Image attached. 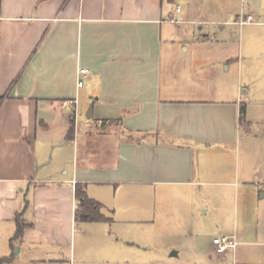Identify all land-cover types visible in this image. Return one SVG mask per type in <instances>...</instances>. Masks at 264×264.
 Returning <instances> with one entry per match:
<instances>
[{"label": "crops", "instance_id": "0c3cea01", "mask_svg": "<svg viewBox=\"0 0 264 264\" xmlns=\"http://www.w3.org/2000/svg\"><path fill=\"white\" fill-rule=\"evenodd\" d=\"M233 6L234 0H0L3 264H166L201 254L196 220L223 195L201 186L223 183L217 178L239 166L245 129L247 90L237 91L229 73L238 58L226 28L264 18V0ZM248 14L256 22L240 25ZM80 68L88 72L80 75ZM77 183L111 222L76 221ZM17 213L26 226L12 244ZM139 221L151 230L143 244L127 239ZM234 236L237 246L221 255L212 242L218 259L232 254V264H264V229Z\"/></svg>", "mask_w": 264, "mask_h": 264}, {"label": "rangeland", "instance_id": "374dc122", "mask_svg": "<svg viewBox=\"0 0 264 264\" xmlns=\"http://www.w3.org/2000/svg\"><path fill=\"white\" fill-rule=\"evenodd\" d=\"M238 3L240 5L241 0H234L233 8ZM244 10L247 12V4ZM226 31L231 35L230 41L227 39L228 46L236 52L238 58L236 67L232 66L229 73L233 76L237 91L241 92L244 88L247 90L243 93L246 100L242 113L245 133L243 130L235 156L239 160V166L233 163L231 175L217 178L223 183L201 186L203 190L223 194L217 203L210 202L207 216L202 214L205 207L201 208L200 216L196 220V227L203 226L198 236V245H196L201 254L194 260L191 258V262L184 259L181 262L180 258L169 257L167 262L163 261L166 264H232V254H228L221 261L211 251L213 238L234 234L239 238L242 236L248 238L256 231L264 229V18L257 21L255 25L227 26ZM223 38L225 40L226 37L223 36ZM217 66L220 70L222 69V72L227 70L222 63ZM85 117L81 118L82 129L85 127ZM239 171L241 177L237 178ZM141 216L138 215L137 218H146L144 214ZM176 219L178 216L174 214L168 220L170 244L177 231ZM141 222L135 224L137 229L135 237L127 234V239L136 244H143L148 240L149 228ZM118 238L124 240L125 237ZM188 241V239L185 240L184 246L186 249H191ZM173 250L175 249H170L168 254L170 255ZM209 254L212 255L211 258Z\"/></svg>", "mask_w": 264, "mask_h": 264}, {"label": "trees", "instance_id": "16d2710c", "mask_svg": "<svg viewBox=\"0 0 264 264\" xmlns=\"http://www.w3.org/2000/svg\"><path fill=\"white\" fill-rule=\"evenodd\" d=\"M244 112V107L242 108V113ZM74 132V123L69 131V135ZM76 197L78 204L75 210V219L77 222H99V221H108L111 222L112 219L105 216L103 213V204L99 201L89 197L87 194L84 184H76ZM17 229L14 236L11 239V243L14 244L15 241H18L23 234V230L26 226L22 213H17L16 215ZM8 258H1L0 264H3L7 261Z\"/></svg>", "mask_w": 264, "mask_h": 264}, {"label": "built area", "instance_id": "2783aa9c", "mask_svg": "<svg viewBox=\"0 0 264 264\" xmlns=\"http://www.w3.org/2000/svg\"><path fill=\"white\" fill-rule=\"evenodd\" d=\"M177 11H180V8H177ZM171 22L176 23L177 20L174 17H170L169 19ZM256 19L253 14H248L246 16H241L238 19V23L240 25L248 24V23H255ZM88 72L86 68H80L79 69V74L80 75H85ZM83 81L80 79L78 82V85H82ZM238 244V241L236 237L233 235H226V236H218L213 239V245H214V251L215 253L221 255L227 252L230 249H234Z\"/></svg>", "mask_w": 264, "mask_h": 264}, {"label": "water", "instance_id": "95a60500", "mask_svg": "<svg viewBox=\"0 0 264 264\" xmlns=\"http://www.w3.org/2000/svg\"><path fill=\"white\" fill-rule=\"evenodd\" d=\"M92 106H93V104H91V106H90V108H89V114H91V111H92ZM87 117H88V118H91V117H92V115H87Z\"/></svg>", "mask_w": 264, "mask_h": 264}]
</instances>
